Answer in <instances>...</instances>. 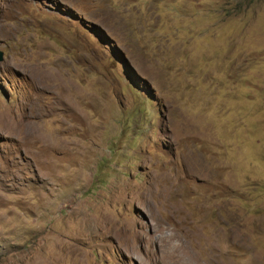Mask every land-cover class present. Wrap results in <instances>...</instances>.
Returning a JSON list of instances; mask_svg holds the SVG:
<instances>
[{"label": "rangeland", "instance_id": "obj_1", "mask_svg": "<svg viewBox=\"0 0 264 264\" xmlns=\"http://www.w3.org/2000/svg\"><path fill=\"white\" fill-rule=\"evenodd\" d=\"M0 264H264V0H0Z\"/></svg>", "mask_w": 264, "mask_h": 264}, {"label": "water", "instance_id": "obj_2", "mask_svg": "<svg viewBox=\"0 0 264 264\" xmlns=\"http://www.w3.org/2000/svg\"><path fill=\"white\" fill-rule=\"evenodd\" d=\"M3 61V53L0 52V63Z\"/></svg>", "mask_w": 264, "mask_h": 264}]
</instances>
